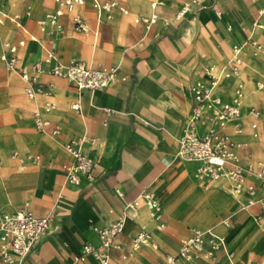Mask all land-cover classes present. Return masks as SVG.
<instances>
[{
    "label": "crops",
    "instance_id": "crops-1",
    "mask_svg": "<svg viewBox=\"0 0 264 264\" xmlns=\"http://www.w3.org/2000/svg\"><path fill=\"white\" fill-rule=\"evenodd\" d=\"M117 1L126 12L119 6L99 10L93 0L66 9L61 17L63 31H46L40 25L42 18L56 10L55 0L53 11L46 12V0H31L28 9L17 14L24 27L18 25V38L10 40H26L18 46L25 63L31 65L55 47L63 63L83 59L95 67H116L117 75L108 87L80 91L68 78L51 73L47 64L39 76L52 84L54 94L33 100L23 94L27 83L21 75L0 65L7 82L0 94L6 110L5 125L0 127L5 132L0 136L4 152L0 155V213H13L28 202L34 213L50 220V232L19 263L4 259L0 240V264H100L92 253L84 252L85 245L99 246L98 229L114 221L125 202L145 189L159 196L161 217L157 219L145 203L138 207L117 238L121 247L111 250L114 264H162L167 251L178 250L182 236L207 227L224 234L237 254L232 260L223 258L222 264L261 259L264 229L255 223L259 205L243 209L240 198L223 185V178L205 187L196 177L197 163L177 153L178 137L196 102L191 88L207 81L214 69L221 75L235 46L241 52L246 49L247 59L261 63L248 49L255 34L264 40V0H162L156 8L152 0ZM154 13L157 21L149 25ZM75 14L89 24L88 31L76 28ZM5 15L7 20L15 18ZM243 77L237 76L236 84L251 92L248 105L263 95L264 108V93L255 91L250 80L244 84ZM226 79L221 76L218 84L225 81L219 90L229 98L226 85L234 84V79ZM48 99L56 108L44 112L51 124L39 130L33 112ZM76 101L81 103L80 110L72 106ZM250 107L245 105L246 110ZM255 120L246 114L244 126L249 128ZM259 122L261 130L235 135L247 139L255 151L264 142V113ZM54 126L61 132L52 133ZM72 140L96 161L94 177L83 176L79 184L66 177V166L74 160L66 146ZM31 154L41 159L32 162ZM259 193L264 195V188ZM141 230L150 232L158 245L135 248L132 237Z\"/></svg>",
    "mask_w": 264,
    "mask_h": 264
},
{
    "label": "built area",
    "instance_id": "built-area-1",
    "mask_svg": "<svg viewBox=\"0 0 264 264\" xmlns=\"http://www.w3.org/2000/svg\"><path fill=\"white\" fill-rule=\"evenodd\" d=\"M57 8L48 13L40 20V25L46 31H63L61 17L66 9L73 10L86 0H55ZM95 7L99 10H111L119 6L121 10L127 11L124 5L117 0H93ZM162 0H152L153 8L158 7ZM2 9L0 7V21H2ZM158 14L154 13L148 18L149 25L157 21ZM14 20L21 27V18L16 15ZM74 22L77 29L88 31L89 24L79 15H74ZM50 26L53 28L51 29ZM35 38V37H34ZM251 44L261 48L262 45L255 39ZM25 39L18 42L7 40L0 54V65L12 73H19L26 81L25 91L30 99L36 100L40 95L52 97L54 94L51 83L44 82L39 74L50 64V72L68 78L80 91L108 87L115 80L117 75L116 67H95L86 60L74 59L70 63H63L55 47L46 51V54L31 65L25 63L18 53V46L24 45ZM240 46L234 47L233 57L228 62L231 72H226V77L232 76L244 61L239 52ZM208 80L197 82L192 88L196 102L192 106L187 121L181 134L178 137V156L197 163L196 177L205 187L223 176L227 177L231 191L236 195H243L239 199L241 206L249 210L259 205L260 210L255 213L258 221L264 222V195H260V189L264 188V161H243L239 151L241 145L234 141L227 132V127L241 129L244 126L243 119L246 114H252L256 120L252 127L256 128L258 119L263 115L261 109L254 106L248 110L243 101V85L239 84L233 96L224 98L217 92V84L220 76L212 71L208 72ZM260 87H264L258 81ZM80 101L73 103V108L80 110ZM56 108V103L48 99L45 103L37 105L33 112L34 124L39 130H46L51 120L45 117L44 112ZM61 132L59 126L52 127V133ZM67 149L73 155V162L66 166V177L69 182L79 184L83 176L94 177L93 170L96 161L89 154L82 151L75 140L67 143ZM28 157L32 162H38L41 156L31 154ZM254 175L260 179L250 180L249 176ZM117 193L124 198V193L117 188ZM143 203L147 204L157 219L162 214V203L158 195L151 190L145 189L137 197L125 202L124 208L118 217L109 224L99 228L101 243L99 246L86 244L84 252L92 253L100 264H114L111 261V250L120 248L117 241L120 234L124 232L127 219L136 214V210ZM50 232V220L47 216H39L29 207L26 202L22 207L13 213H0V240L2 256L11 263L22 261L35 247L37 242ZM132 244L135 248L145 245L157 246L158 243L153 235L141 230L132 237ZM234 254L229 248L227 237L218 232L214 227L195 228L192 233L181 237L180 246L176 252L167 251L162 264H220L223 258L232 260Z\"/></svg>",
    "mask_w": 264,
    "mask_h": 264
},
{
    "label": "rangeland",
    "instance_id": "rangeland-1",
    "mask_svg": "<svg viewBox=\"0 0 264 264\" xmlns=\"http://www.w3.org/2000/svg\"><path fill=\"white\" fill-rule=\"evenodd\" d=\"M7 1L8 0H1L0 1V7L2 9V14H1L2 15V21H0V26H1V29L4 31L3 40L0 36V43H1L0 44V51L3 49L4 44L7 40L18 38V36H19L18 33L20 31L17 22L15 20L12 21L11 18H8L9 20H7L5 14L13 15L14 17H16V15L18 13H24L25 10L28 9L29 3L31 2V0H16V4L14 5L15 8L9 9V8L5 7L7 4ZM37 1L38 0H36V2ZM55 6L56 5H55L54 0H50V2L48 4V8L46 9V12L53 11L55 9ZM4 11H6V12H4ZM73 12L75 13L76 10H74ZM31 16L34 17L33 12L31 13ZM254 38L258 42L261 43L262 47L259 48V47H256L254 45H250V48L248 49V51H251L255 56H257L258 60H261V63H258L255 60L253 61V60L247 59L244 56V52L246 51V49L243 48L240 57L243 61H245V64L243 63V65H241L239 67V69L235 73L232 74V76H230L229 78L226 79V80L234 79V84L226 85V87L229 90L228 96H232L235 93V90L238 87L236 84V78H237V76L239 77V75H245L246 79H248V80H246L244 77L240 78L244 84H246V81L250 80L253 84V89L255 91H258L259 93L264 92V87H260V85L258 84V81H259L261 83V85H264V78H263L264 77V40L260 36H257L256 34L254 35ZM226 72H231L228 67L225 69L224 73H226ZM0 73H1V75H0V94H2V92L7 87V82L5 80L6 72L3 68V66H0ZM213 73H215L216 75H219V72L216 69L213 70ZM224 82L218 84L217 89H216L217 92L220 93L219 87L221 85H223ZM246 90H247V87L244 86L243 101H244L246 107L248 108L250 106H254L256 109H262L263 110L262 112L264 113V108H263V104H262L263 95H262V98L256 99L255 103L253 105H248L250 99L249 98L247 99L245 96ZM23 94L26 96L25 90L23 91ZM14 98L16 99V96ZM5 111H6L5 105L0 104V127L5 125V119L2 117L3 113ZM249 126H250L249 128H246L245 126H243L241 129H237V128L232 127L231 132L230 131H227V132L229 133V136L234 141L238 142L241 145V148L243 149L242 150L243 161L250 160V161H253L255 163H257L258 161H264V142H263L261 149L259 151H255V150H251V144L247 139L237 138L235 136L237 134H241V133L248 131V130H251V129H254V130L260 129L261 130V122L258 123L256 128H253L251 123L249 124ZM4 133H5L4 130H0V136ZM260 134H261V131H259V135ZM3 140L5 141V139H3ZM0 148H3L2 145L0 146ZM245 150H247V151H245ZM222 178L224 180L223 185L231 191V189L227 183V180H228L227 177L223 176ZM249 179L260 181V179L254 175H250ZM237 197L240 199H243V195H238ZM149 214L151 215L150 212H149ZM226 218L227 217H225V216L223 217V219H226ZM255 223L264 229V222H260L257 219H255ZM203 225H210V224H203ZM193 226H196V225H193ZM168 249L173 250V251L175 250L174 247H170V246H168ZM236 255L237 254L235 253L233 258H235ZM163 257L164 256L162 255V259H163ZM223 262H225V261H222L220 264H222ZM245 263L246 264H264V255L259 260H255L254 262L253 261L252 262L251 261H245Z\"/></svg>",
    "mask_w": 264,
    "mask_h": 264
},
{
    "label": "bare ground",
    "instance_id": "bare-ground-1",
    "mask_svg": "<svg viewBox=\"0 0 264 264\" xmlns=\"http://www.w3.org/2000/svg\"><path fill=\"white\" fill-rule=\"evenodd\" d=\"M50 2V0H46V3H49ZM16 4V0H8L7 1V4H6V6L5 7H7V8H9V9H14L15 7H14V5ZM6 9V8H5ZM4 12H6V11H4ZM0 36H1V38H2V40H3V36H4V31L1 29V26H0ZM1 44V43H0ZM241 52V51H240ZM240 52H239V54H240ZM225 69H226V67H224L223 69H222V73H221V75H219L220 77L222 76L223 78H229V77H226V75H225ZM243 90H244V87H243ZM264 93V92H263ZM246 95V98L248 99H251V97H250V94H251V92H248V89L246 90V93H245ZM255 95V94H254ZM0 155L1 156H4V152H3V150H2V148H0ZM6 158V157H5ZM221 179V178H220ZM233 263H235V261H233Z\"/></svg>",
    "mask_w": 264,
    "mask_h": 264
}]
</instances>
